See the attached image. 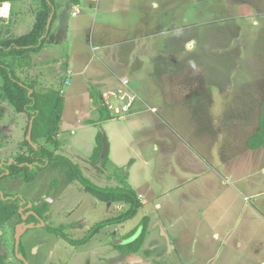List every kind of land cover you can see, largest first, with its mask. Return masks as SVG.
<instances>
[{"label": "rangeland", "instance_id": "rangeland-1", "mask_svg": "<svg viewBox=\"0 0 264 264\" xmlns=\"http://www.w3.org/2000/svg\"><path fill=\"white\" fill-rule=\"evenodd\" d=\"M16 1L19 2H8V19H0L1 38L15 35L16 20L23 23L20 29L25 23L30 25L35 20L39 8L31 7L32 2ZM36 2L39 6L40 0ZM59 2V6L65 4V0ZM80 3L84 5L88 2L80 0ZM195 3L197 8L202 3L206 12H212L205 20L207 30L204 33L200 34L197 27L181 25L178 32L165 34L168 42L161 53L149 47V55L137 57L136 52L141 48H135L130 42L111 53L114 68L110 67L117 81L103 89L101 96L119 86L121 78L129 79L127 84L138 96L131 113L120 119L101 121L97 118L87 130L76 128L74 135L70 134L71 128L61 130L64 144L57 150L49 147L53 156L63 155L78 166L84 177L97 185H118L119 180L113 172L125 176L140 197L142 208L131 220L104 228L84 245H73L47 230V227H57L62 218L73 223L70 219L75 221L77 217H84L88 223L85 229L90 225L91 229L100 220L119 215L128 205L103 203L94 197L90 201L83 198L81 204L77 202L76 183L71 181L70 168L65 162L45 164L31 181H26L23 173L6 177L0 181V191L5 195L20 197L27 203L35 200L40 205L44 201L52 203L45 221L40 225L16 226L13 224L17 220L15 216L14 220L0 228V251L6 255L7 264H25L18 255L24 257L28 264H175L177 259L170 238L172 200L178 201L182 207L175 210L176 213L173 211V216L179 214L178 217L185 221L189 217L187 206L204 202L208 196L211 199L214 197L213 185L211 192L208 189L210 186L203 191L200 182L190 180L207 181L206 174L216 170L227 185L243 187L245 191L251 187L264 192V146L250 149L246 144L258 128L264 103V46L261 45L262 39L256 42L251 33H242V30H251L255 19L251 15H261L264 11V0H243L241 7L233 0H195ZM184 9V5L180 6L181 11ZM90 14L91 20H94L93 14ZM202 15L203 12L198 17ZM128 28H133L131 22ZM123 32L127 31L116 30L114 36ZM68 40L58 47L45 42L43 48L46 51L50 48L56 53L61 48V53H66L67 50L62 48ZM157 60L158 63L161 60L162 64L154 71ZM54 69V64L50 65L46 72ZM37 77L47 86L45 91L56 89L61 81L51 79L49 74ZM71 85L63 88V97L66 98L64 125L69 124L79 99L85 100L79 92L94 91L88 89L93 88L90 84H85V87L78 77L73 76V87ZM75 87L78 89L73 94L74 98L66 96ZM91 98L95 100L96 106L92 108L98 116L102 100L95 95ZM108 99L113 106L118 105L117 98L109 96ZM194 103L201 111L200 117L195 119L191 112ZM0 123L3 141L0 167L4 163L10 164L21 154L31 156L30 148L23 143L28 133V130L25 133L26 126L30 123L27 114L15 112L7 100L0 98ZM100 133L103 139L101 157L92 161L96 136ZM186 141L190 144L186 145ZM32 147L35 149L36 145ZM193 149L209 159L210 168L199 157L189 154ZM106 156V164L102 166V159ZM201 167L202 170L196 172ZM66 184L72 186L67 185L65 189ZM53 185L58 187V195L53 193ZM83 195L91 197L78 191L77 199L80 200ZM259 200L264 203V195ZM67 212L72 215L68 216ZM143 216L150 218L143 247L135 254L118 253L113 244L121 242ZM84 226L81 223L72 229L73 225H69L70 228L65 227L63 232L77 241L84 234ZM22 229L24 231L18 239L25 252L17 255L15 234ZM186 236V233L180 234V239Z\"/></svg>", "mask_w": 264, "mask_h": 264}, {"label": "crops", "instance_id": "crops-1", "mask_svg": "<svg viewBox=\"0 0 264 264\" xmlns=\"http://www.w3.org/2000/svg\"><path fill=\"white\" fill-rule=\"evenodd\" d=\"M21 1L32 2L30 6L34 9L38 7L36 0ZM233 1L239 7L240 4H244L243 0ZM13 2L15 4L19 1ZM84 2L88 3L82 5L80 0H65V4L59 6V0H55L56 19L46 42L58 47L71 35V39L62 48L67 50L66 53H61V48L56 53L50 48L46 51L44 47L39 52L27 53L23 58L6 59L20 79L34 84L35 90L45 91L44 88L47 86L41 83L37 75L46 74L53 80H61L54 90L60 91L62 96L65 94L63 88L71 84L73 87V76L80 78L85 87L87 84L93 87H88L94 90L91 93L86 90L79 92L85 100L81 98L78 101L79 105H74L68 125L63 124L66 121L63 105L60 132L71 128V135L75 134L76 128L87 130L90 124L97 120L98 116L94 114L92 108L96 106L95 100L91 97L95 95L101 99L102 90L117 81L111 69L114 62V58L110 59L111 53L114 54L121 49V45L125 46V43L129 42L135 48H141V51L136 52L137 57L149 55L151 53L149 47L161 53L168 42L165 34L178 32L181 25L197 27L200 34L204 33L207 30L205 20L212 13L206 12L202 3L199 5L201 7L197 8L195 0H84ZM182 5L185 6L183 11L180 10ZM201 12L203 15L200 18L198 16ZM90 13L93 14L94 20H91ZM251 17H255L251 30H242V33H251L252 37L257 39L256 42L262 39L261 45L264 46V11L261 15ZM70 19H73L71 24ZM129 22L133 25L132 29L128 28ZM21 24L23 23L16 20L15 35L28 32L33 25L32 22L30 25L25 23L23 29H20ZM173 28L175 29L172 30ZM116 30L127 32L114 36ZM201 38L204 39V35ZM53 64L54 71L46 72L47 67ZM161 64L160 60L154 71ZM77 89L78 87L71 88L66 96L73 97ZM63 98L65 103L66 98ZM191 112L194 119L200 117L201 111L196 103L192 105ZM60 132L57 135L59 147L64 144ZM189 144L186 141V145ZM189 154L199 157L209 168L211 167L209 159H206L199 150H190ZM201 170L202 167L196 172ZM213 171L214 173L206 174L209 179L207 181L190 180L194 183L200 182L199 184L204 187L203 191L210 186L208 189L211 192L213 185L214 197L211 199L208 196L204 202L187 206L189 217L185 221L178 217L179 214L173 216V211L182 207L178 205V201L172 200L170 238L177 259L175 264H264V203H260L259 200L264 195L263 190L250 187L245 191L243 187L227 185L221 173ZM241 184L242 182L239 185ZM184 233L187 236L180 239V234Z\"/></svg>", "mask_w": 264, "mask_h": 264}, {"label": "trees", "instance_id": "trees-1", "mask_svg": "<svg viewBox=\"0 0 264 264\" xmlns=\"http://www.w3.org/2000/svg\"><path fill=\"white\" fill-rule=\"evenodd\" d=\"M13 1L16 0H0V4ZM54 5L55 0H40L39 10H37L33 25L28 32L7 38L0 37V98L7 100L15 112L26 113L28 121L32 119L31 142L36 145V148L33 149L32 145L25 138L23 143L30 148L31 156L24 157L21 154L14 161L10 162V164L4 163L0 167V176L3 174L0 180L18 173H23L24 179L31 181L36 176L37 171L44 169L42 166L45 164L48 165L54 161L65 162L69 165L72 178L77 183L76 185L83 187V190L90 196L104 203L115 202L128 205L127 209L119 215L102 219L94 224L86 235L77 241H72L67 237L63 232V226L47 227V230L64 238L68 242L75 245H84L104 228L123 224L131 220L138 210L142 208V202L135 189L125 180V176L113 172L115 178L119 180V184L103 187L84 177L78 166L63 155H52L51 152L59 148L57 135L60 132L64 98L60 91L54 90L53 88L45 92H36L34 84L20 79L5 59L8 57L23 58L27 53H36L43 48L50 34L52 24L56 19ZM49 18H51V21L47 28ZM0 19L6 20L2 17ZM112 118L109 110L101 104L98 119L103 121ZM28 127L27 125L25 133H27ZM38 142L39 145L37 146ZM2 144L3 141L0 137V146ZM246 144L250 149H257L264 146V103L262 105L258 128L247 139ZM49 147L53 148V150H50ZM102 148L103 139L100 133L96 136V147L91 157L92 161H96L101 157ZM106 158L107 156L102 159V166H105ZM5 172L8 173L5 174ZM7 197L8 195H3L0 191V228L15 216L17 220L13 219V224L16 226L22 224H38L41 222L37 216L42 218L43 211L47 206L46 203L39 208L28 206L23 210L19 205V198L11 199ZM24 205L27 206V203L24 202ZM28 211H32L33 213L26 214ZM149 222V216H143L137 226L128 232L121 242L113 244V248L118 253L126 255L139 252L148 235ZM24 252L23 246L19 244L18 253L23 255ZM6 262V255L0 251V264H7Z\"/></svg>", "mask_w": 264, "mask_h": 264}, {"label": "built area", "instance_id": "built-area-1", "mask_svg": "<svg viewBox=\"0 0 264 264\" xmlns=\"http://www.w3.org/2000/svg\"><path fill=\"white\" fill-rule=\"evenodd\" d=\"M10 16V9L8 2L0 4V17L7 19ZM129 79L121 78L119 80V86L114 87V89L102 93V104L109 110L113 118H123L126 117L134 104L138 100V96L133 92L130 86L127 84ZM115 97L119 100L117 106H113L108 97ZM105 100V101H104Z\"/></svg>", "mask_w": 264, "mask_h": 264}, {"label": "flooded vegetation", "instance_id": "flooded-vegetation-1", "mask_svg": "<svg viewBox=\"0 0 264 264\" xmlns=\"http://www.w3.org/2000/svg\"><path fill=\"white\" fill-rule=\"evenodd\" d=\"M8 172H5V174H7ZM1 181V180H0ZM71 181H74V179L71 177ZM76 183V182H75ZM77 184V183H76ZM67 185L68 184H66V186H65V189L66 188H68V187H70V186H72L71 184L70 185H68V187H67ZM59 186V185H58ZM52 189H53V193H57V195H58V187L56 188V186L54 187V185H53V187H52ZM75 189H76V191H77V193H76V201L77 202H79L80 201V204L81 203H83V198H86V200L87 201H90L91 199H92V196L90 197V198H88V197H86V196H84L83 195V197H81L80 198V200H78L77 199V196H78V191L79 192H81L82 194L84 193V194H86V195H89L88 193H86L84 190H83V187H81L80 185H75ZM0 190H1V188H0ZM59 192H61V190H59ZM1 194H3L4 195V193L1 191ZM63 195L65 196V190L63 191ZM60 196V195H59ZM90 196V195H89ZM7 198H11V197H7ZM6 198V199H7ZM15 198H20V197H17V196H15ZM15 198H11V199H15ZM94 199H96V198H94ZM96 201H98V200H96ZM36 202H38V201H32V202H30L29 201V203H27V206L26 205H24V202H23V200H22V198H20V203H19V205L21 206V209H23V210H25L28 206H34V207H37V208H39V207H41V206H43V204L44 203H46L47 204V206L45 207V209H44V211H43V214H42V218L40 217V216H37V218L41 221V222H39L38 224H34V226H37V225H40V223H42V221H45V216L47 215V213L49 212V210L51 209L50 207H51V205L50 204H52V203H48L47 201H44L41 205L40 204H36ZM54 203V202H53ZM104 203V202H103ZM107 203H109V202H107ZM49 204V205H48ZM73 209H75V207H73ZM71 212V211H70ZM31 213H33L32 211H28L26 214H31ZM64 215H66L65 213H64ZM67 215H68V212H67ZM67 215H66V217H67ZM70 215H72V214H70ZM70 215H68V216H70ZM23 218V217H22ZM109 218V217H108ZM73 223H68L67 221H65V218H62V220L60 221V226H63V229L65 228V227H67L68 226V228H70L69 227V225H73V227H72V229H76L77 228V226L79 227L80 226V224L81 223H84L85 224V226L83 227V231H84V234L82 235V237L80 238V239H82L85 235H86V233L90 230V226L88 227V228H86L85 229V227H86V225L88 224L86 221H87V219H85L84 217L82 218V217H80V218H78L77 217V220H72V219H70ZM28 225V224H27ZM58 225V226H59ZM135 235H137V234H135ZM134 235V236H135ZM68 237V236H67ZM69 238V237H68ZM64 239V238H63ZM70 239V238H69ZM79 239V240H80ZM71 240V239H70ZM67 241V240H66ZM73 241V240H72ZM74 241H76V240H74ZM68 242V241H67ZM15 243H16V240H15ZM68 243H70V244H73V243H71V242H68ZM19 244L20 243H18V246H19ZM73 245H75V244H73ZM78 246H80V245H78ZM17 251H18V249H17Z\"/></svg>", "mask_w": 264, "mask_h": 264}, {"label": "water", "instance_id": "water-1", "mask_svg": "<svg viewBox=\"0 0 264 264\" xmlns=\"http://www.w3.org/2000/svg\"><path fill=\"white\" fill-rule=\"evenodd\" d=\"M50 21H51V18L48 19V22H47V28L49 27V24H50ZM31 129H32V119L30 120V123H29V127H28V133H27V136H26V139L27 141L33 145V143L31 142ZM104 152V150H103ZM28 227V226H26ZM24 231V229H22L20 232L17 231V233L15 234V240H16V246H15V251H16V254L18 255V243H19V239H18V236L20 235V233H22ZM19 259L22 260L25 264H28V262L26 261V259L20 255H18Z\"/></svg>", "mask_w": 264, "mask_h": 264}]
</instances>
